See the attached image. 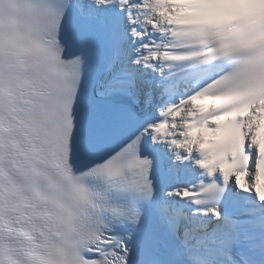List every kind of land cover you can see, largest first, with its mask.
I'll use <instances>...</instances> for the list:
<instances>
[{
    "label": "bare ground",
    "instance_id": "1",
    "mask_svg": "<svg viewBox=\"0 0 264 264\" xmlns=\"http://www.w3.org/2000/svg\"><path fill=\"white\" fill-rule=\"evenodd\" d=\"M154 2L151 0H131L130 10L134 13L135 16H139V12H147L148 10L151 12L149 18H147L143 23V34L137 38V42L141 43L144 41V32L147 28H152V26L164 22L165 14L160 9H155L153 7ZM140 52V50H139ZM143 107L145 109V114L149 116H158L162 111L163 105L166 103L164 96L161 93V90L158 89L155 85H148L146 87V94L143 98ZM199 107V103H192L187 105L184 109L178 111L175 115H173L171 119V126L168 130L161 135L160 137H154L157 143L163 144L168 151H171L172 147H174L173 153L180 152L184 147L185 141L188 145L194 144V142L187 138L186 133L184 131V125L186 121L191 117V113ZM257 122V116L254 112L248 119L247 126L250 131V141L252 144L255 143V131H254V122ZM155 122V121H154ZM187 148V147H186ZM184 148V150L186 149ZM249 176V174H248Z\"/></svg>",
    "mask_w": 264,
    "mask_h": 264
}]
</instances>
